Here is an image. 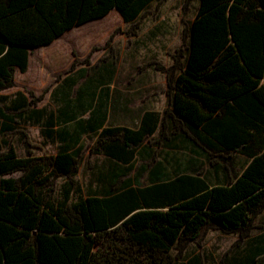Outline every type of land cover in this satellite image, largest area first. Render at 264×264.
I'll return each mask as SVG.
<instances>
[{
  "label": "trees",
  "instance_id": "1",
  "mask_svg": "<svg viewBox=\"0 0 264 264\" xmlns=\"http://www.w3.org/2000/svg\"><path fill=\"white\" fill-rule=\"evenodd\" d=\"M151 1L0 0L3 85L25 69L30 47L112 8L135 30ZM183 43L172 65H158L173 111L214 142L204 145L209 158L246 155L242 170L223 184L185 175L72 199L76 156H35L29 141L19 156L0 129V264H175L208 230L237 235L240 255L227 264H264V231L253 236L264 209V0H198ZM57 177L66 179L59 200Z\"/></svg>",
  "mask_w": 264,
  "mask_h": 264
},
{
  "label": "crops",
  "instance_id": "2",
  "mask_svg": "<svg viewBox=\"0 0 264 264\" xmlns=\"http://www.w3.org/2000/svg\"><path fill=\"white\" fill-rule=\"evenodd\" d=\"M170 2L152 0L135 30L112 8L47 44L30 47L25 69L14 67V84L3 85L0 76L4 147L11 144L19 156H26L29 141L35 156H76L74 179L83 197L185 175L223 184L238 174L247 156L223 151L225 157L209 158L204 145L214 149V142L174 113L166 73L162 71V83L155 76L160 69L149 48L152 36L169 32L163 24L172 16L167 11ZM183 2L178 0L174 11L185 25L194 19L198 0L191 16L183 11ZM146 17L155 21L153 27L140 25ZM119 23L128 28L116 32Z\"/></svg>",
  "mask_w": 264,
  "mask_h": 264
},
{
  "label": "rangeland",
  "instance_id": "3",
  "mask_svg": "<svg viewBox=\"0 0 264 264\" xmlns=\"http://www.w3.org/2000/svg\"><path fill=\"white\" fill-rule=\"evenodd\" d=\"M196 0H191L187 8L189 16H191L194 11ZM178 0H172L167 5V11L171 13L170 19H165L163 27L169 29L166 35H155L152 36V42L150 44L149 53L152 55V60H157L159 66L165 68L169 67L173 63L172 55L176 52L178 48H182L184 52L183 43V28L184 19H179L175 17L174 8H176ZM173 17V18H172ZM155 21L149 17L142 18L140 20V25L143 28L153 27ZM116 32L121 31V29H127L128 25L119 23L115 25ZM114 32V33H116ZM112 36V37H111ZM109 42L113 39V34L111 35ZM142 38V37H141ZM157 41V42H156ZM121 48V45L119 46ZM120 50V49H119ZM125 59V55L122 57ZM160 73V74H159ZM163 72L155 74L159 78V82L162 83ZM161 85V84H159ZM15 143V140H14ZM18 152L21 153V149L17 143ZM241 158H239L240 160ZM20 172L14 173V176H18ZM66 179L64 177H57L54 184V198L59 200L63 198V189ZM86 190V188H85ZM81 195L80 189H78L77 184L73 186L71 198L75 199L77 196ZM82 196V195H81ZM256 228L253 234L256 235L264 231V209L254 220ZM237 239L235 234H220L214 231H207L199 241V243L191 242L188 244L183 256L179 258L175 264H227L232 263L236 257L240 255L241 246L234 245V241ZM244 245V244H243Z\"/></svg>",
  "mask_w": 264,
  "mask_h": 264
}]
</instances>
